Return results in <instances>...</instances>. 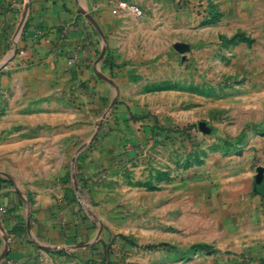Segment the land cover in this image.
<instances>
[{
  "label": "crops",
  "instance_id": "1",
  "mask_svg": "<svg viewBox=\"0 0 264 264\" xmlns=\"http://www.w3.org/2000/svg\"><path fill=\"white\" fill-rule=\"evenodd\" d=\"M129 1L143 8L141 17L130 11L113 13L117 0H0V67L9 60L12 64L33 62V67L12 81L3 76L2 86L29 89L40 83L31 72L46 76L63 73L89 101L123 102L113 114L115 127L100 142L98 158L85 163V176L105 165L108 152L127 147L146 152L153 149L150 133L154 123L148 126L142 119H132L130 112L136 113V106L129 105L155 92L132 96L129 87L146 84L150 72L168 63L164 57L171 49L177 55L179 75L173 82L180 85L181 77L184 85L187 59L193 55L194 71L202 74L204 70L196 62L204 61L200 57L211 45L203 44L209 40L202 36L190 44L183 35L171 48L169 17H163L170 0ZM220 5L223 15L211 41L219 55L224 53L219 48L226 46L227 74L245 78L233 84L239 90L228 100L232 105L242 104L241 121L233 128L235 137L245 134L242 150L226 156L235 163L228 188L235 203L241 201L244 208L252 196L258 210L231 213L225 228L231 238L218 242V246L233 247L231 253L202 254L190 264H264V210H260L264 178L256 183L257 168L264 167V0H220ZM181 30L179 27L178 32ZM239 31L254 41L228 45L224 38ZM199 79L188 85L202 86ZM233 112L236 114L234 108ZM27 119L37 129L34 143L19 139L18 132L12 137L2 135L14 131L16 124H26ZM55 121L42 113L22 116L10 112L0 117V172L7 174L0 176V264H141L144 253L137 248L149 242L146 229L131 232L136 236L132 244L116 237L120 230L107 224L105 210H82L79 200L64 190L58 195L40 190L31 201L25 187L17 185L51 182L57 177V152L70 149L59 140L75 133L67 129L58 132L52 127ZM42 123L50 126L42 130L37 127ZM30 144L35 147L33 153L25 152ZM217 236L216 230L203 234L195 228L193 243L208 244Z\"/></svg>",
  "mask_w": 264,
  "mask_h": 264
},
{
  "label": "rangeland",
  "instance_id": "2",
  "mask_svg": "<svg viewBox=\"0 0 264 264\" xmlns=\"http://www.w3.org/2000/svg\"><path fill=\"white\" fill-rule=\"evenodd\" d=\"M163 14L169 17L171 48L183 35L190 44L202 36L209 40L203 44L211 42V45L200 57L204 61L196 62L201 64L202 74L194 71V56L187 59L186 85L181 84V77L180 85L176 84L179 76L177 55L171 49L164 57L168 63L145 77L148 84L141 82L129 87L132 96L155 92L129 105L136 106V113L130 112L132 119H142L148 126L154 123L156 130L150 133L153 149L146 152L127 147L121 152H108L105 165L85 176V163L98 158L100 142L115 127L113 114L123 102L89 101L63 73L46 76L31 72L40 83L29 89L1 85L3 76L12 81L15 75L33 67L32 61L12 64L9 60L0 69V117L10 112L22 116L42 113L56 118L52 127L58 132L67 129L75 133L73 137L59 140L70 149L57 152L59 166L55 179L17 184L25 187L31 201L40 190L45 189L53 195L64 190L74 200H79L82 210H105L107 224H115L116 231L120 230L116 237L122 240L135 244L136 236L131 232L146 229L144 234L150 236L149 242L137 248L144 253L141 264H190L202 254L231 253L233 247L218 246V242L231 238L225 230L229 227L231 213L246 208L258 210V202L252 196L247 207L243 208L241 201L235 203L227 182L235 163L226 156L239 153L243 147L233 143L236 138L233 127L241 121L242 104L232 105L228 100L239 88L233 84L245 78L227 74L230 64L226 46L223 44L224 49L219 48L224 52L219 55L211 41L216 38L215 29L223 15L220 0H170ZM179 27L182 30L178 32ZM239 42L234 41V44ZM195 78H200L199 82L202 80V86L188 85ZM201 121L211 127L210 133L200 129ZM49 126L42 123L37 127L45 130ZM14 128L2 135L12 137L16 134L19 139L32 143L37 138V129L28 119L26 124L19 123ZM81 131L84 134L81 135ZM34 149L30 144L25 152L33 153ZM215 154L218 158H214ZM0 176L7 174L0 172ZM260 207L264 210V202ZM195 228H200L203 234L216 230L218 236L210 244L193 243ZM146 252L149 253L147 257Z\"/></svg>",
  "mask_w": 264,
  "mask_h": 264
},
{
  "label": "built area",
  "instance_id": "3",
  "mask_svg": "<svg viewBox=\"0 0 264 264\" xmlns=\"http://www.w3.org/2000/svg\"><path fill=\"white\" fill-rule=\"evenodd\" d=\"M123 11H130L137 17L143 15V10L137 4L130 2L129 0H117L116 6L113 9V13L119 14Z\"/></svg>",
  "mask_w": 264,
  "mask_h": 264
},
{
  "label": "trees",
  "instance_id": "4",
  "mask_svg": "<svg viewBox=\"0 0 264 264\" xmlns=\"http://www.w3.org/2000/svg\"><path fill=\"white\" fill-rule=\"evenodd\" d=\"M224 40L228 43H234V41L236 42V41H247V42H249V43H251V42H253L254 40L253 39H251V38H249V37H247L243 32H239V33H237V34H235L233 37H231L230 39H226V38H224ZM133 118H142V117H136V116H132ZM153 129H155L156 130V128L153 126ZM244 138H245V134L244 133H242V134H240L239 136H237L236 138H235V140H234V144H236V145H243V142H244ZM227 143V142H226ZM242 147V146H241ZM121 237H124L123 235H121ZM201 245V244H200ZM199 245V247H207V245H202V246H200Z\"/></svg>",
  "mask_w": 264,
  "mask_h": 264
},
{
  "label": "water",
  "instance_id": "5",
  "mask_svg": "<svg viewBox=\"0 0 264 264\" xmlns=\"http://www.w3.org/2000/svg\"><path fill=\"white\" fill-rule=\"evenodd\" d=\"M1 69V67H0ZM200 129L204 133H210L211 132V127L207 125L206 122L201 121L199 123ZM264 178V167H258L257 168V174H256V183L260 184L263 181Z\"/></svg>",
  "mask_w": 264,
  "mask_h": 264
}]
</instances>
